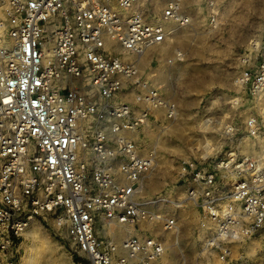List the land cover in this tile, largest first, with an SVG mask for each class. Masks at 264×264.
I'll return each mask as SVG.
<instances>
[{"label":"built area","instance_id":"2783aa9c","mask_svg":"<svg viewBox=\"0 0 264 264\" xmlns=\"http://www.w3.org/2000/svg\"><path fill=\"white\" fill-rule=\"evenodd\" d=\"M207 6L214 11V0ZM190 22L182 0H0V264H16L17 240L46 217L83 264H159L166 247L151 230L121 238L127 224L174 226L142 201L154 162L130 134L176 108L140 80L135 58L167 43L171 24ZM253 52L237 81L254 100L264 91V41ZM180 57L175 49L167 61ZM242 127L253 137L264 130L256 116ZM178 177L208 230L203 258L225 262L237 243L264 240L263 158L191 159Z\"/></svg>","mask_w":264,"mask_h":264},{"label":"rangeland","instance_id":"374dc122","mask_svg":"<svg viewBox=\"0 0 264 264\" xmlns=\"http://www.w3.org/2000/svg\"><path fill=\"white\" fill-rule=\"evenodd\" d=\"M182 1L190 25L171 24V39L137 58L140 80L160 87L174 102L175 114L170 120L152 117L130 134L140 152L154 162L144 180L142 201L160 217L172 219L174 226L166 229L163 219L127 224L121 228V238L151 230L166 247L159 264H264V240L259 238L237 243L225 262L201 256L208 230L199 212L184 199L185 187L178 177L181 164L191 159L233 152L264 159V130L253 137L242 127L250 116L264 126V91L253 100L237 81L243 60L254 59L253 44L264 41V0H214V11L208 0ZM175 49L181 57L169 63ZM233 125L236 132H226V126ZM33 224L42 240L36 243L45 249L40 264H83L56 218L36 219L28 228ZM27 229L11 250L16 264H22L29 253L32 241Z\"/></svg>","mask_w":264,"mask_h":264},{"label":"bare ground","instance_id":"6f19581e","mask_svg":"<svg viewBox=\"0 0 264 264\" xmlns=\"http://www.w3.org/2000/svg\"><path fill=\"white\" fill-rule=\"evenodd\" d=\"M123 54H126L127 56H124ZM123 54H122L123 58H130V59L134 58V56L131 55V54H127V53H123ZM140 57H137V58L139 59ZM137 58H135V59H137ZM222 76H223V74H222ZM207 124H208V121H205L204 125L207 126ZM26 235H27V237L30 238L32 243L30 245L29 253L27 255H25L24 258H23L22 264H40V259H41L42 255H43L45 249H44V247L40 248L39 245H37V243H36L39 240H41L40 239L41 236L39 237V233H38L37 228L35 227L34 224L27 229ZM41 243H42V240H41ZM233 247H234L233 249L235 250L236 249V245L233 246Z\"/></svg>","mask_w":264,"mask_h":264}]
</instances>
